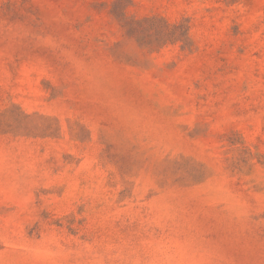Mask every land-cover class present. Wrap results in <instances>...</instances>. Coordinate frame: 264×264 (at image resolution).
<instances>
[{
    "label": "rangeland",
    "instance_id": "obj_1",
    "mask_svg": "<svg viewBox=\"0 0 264 264\" xmlns=\"http://www.w3.org/2000/svg\"><path fill=\"white\" fill-rule=\"evenodd\" d=\"M0 264H264V0H0Z\"/></svg>",
    "mask_w": 264,
    "mask_h": 264
}]
</instances>
